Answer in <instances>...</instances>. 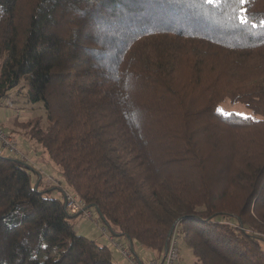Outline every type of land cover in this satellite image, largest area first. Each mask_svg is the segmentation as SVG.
<instances>
[{"label": "trees", "instance_id": "trees-1", "mask_svg": "<svg viewBox=\"0 0 264 264\" xmlns=\"http://www.w3.org/2000/svg\"><path fill=\"white\" fill-rule=\"evenodd\" d=\"M23 77L47 125L21 128L112 237L264 264V0H0V100ZM19 158L0 148V264H116Z\"/></svg>", "mask_w": 264, "mask_h": 264}, {"label": "rangeland", "instance_id": "rangeland-1", "mask_svg": "<svg viewBox=\"0 0 264 264\" xmlns=\"http://www.w3.org/2000/svg\"><path fill=\"white\" fill-rule=\"evenodd\" d=\"M29 82L26 77H23L18 88L9 92L8 97L0 100V128L3 129L7 135L13 138L14 153L20 157L19 159L25 163H30L34 169L42 173V183L40 184V190L47 188L45 196L48 198L61 200L65 199V194L69 193L73 196H77L73 188L66 182L61 174V168L53 163L46 150L38 144L36 141L30 140L26 131L21 128V124L32 118L40 117L43 119L45 126L47 125L46 111L43 102L33 103L29 101ZM221 109L224 112L231 114H239L242 116L255 117V115L242 104H231L226 102L222 105ZM257 118V117H256ZM10 138V137H9ZM0 148L4 150L1 146ZM5 148H8L3 144ZM14 147V146H13ZM6 154H11L7 149L4 150ZM15 156V155H12ZM22 158V159H21ZM31 167V166H30ZM27 168L32 175L33 183H37V172L34 169ZM52 183V184H50ZM61 185V189H51V185ZM93 212V218L90 219L84 214L76 218H72V223L75 226V230L78 234H82L91 239L96 240L101 245H106L110 248L113 259L116 264H132L128 259L122 257L116 247L112 245L110 241L111 231L109 227L99 218L96 209H89ZM96 221H99L97 224ZM106 227L108 232L103 234L102 228ZM114 238V237H112ZM117 242L124 243L128 246L129 241L124 238H114ZM136 247L135 255H139L144 258L146 251L137 243H134ZM130 248L132 246H129ZM150 254V253H148ZM136 255V256H137ZM152 255V254H151ZM180 262L181 264H194L196 258L192 253V250L180 242Z\"/></svg>", "mask_w": 264, "mask_h": 264}, {"label": "built area", "instance_id": "built-area-1", "mask_svg": "<svg viewBox=\"0 0 264 264\" xmlns=\"http://www.w3.org/2000/svg\"><path fill=\"white\" fill-rule=\"evenodd\" d=\"M10 137V138H9ZM0 144L4 150H9L11 155H15L13 143V138L10 135H7L6 132L0 128ZM5 144L8 148L3 146ZM14 146V147H13ZM18 157V156H17ZM22 159V158H21ZM66 209L72 214H84L86 217L92 219L93 212L86 209V205L79 199L78 196H73L69 193L65 195ZM98 224L99 221H96ZM103 234L108 232L106 227L102 228ZM112 245L116 247L120 255L128 259L132 264H181L180 262V242L176 230L171 232L167 249L163 259H158L155 255L146 253L144 258H141L139 255H135L134 250H131L129 246L124 243L117 242L114 238H109Z\"/></svg>", "mask_w": 264, "mask_h": 264}, {"label": "snow or ice", "instance_id": "snow-or-ice-1", "mask_svg": "<svg viewBox=\"0 0 264 264\" xmlns=\"http://www.w3.org/2000/svg\"><path fill=\"white\" fill-rule=\"evenodd\" d=\"M208 2H209V3H214L215 0H208ZM240 2H241V3H247L248 0H240ZM241 19H242V22H243V23H247V22H248L246 17H243V16H242Z\"/></svg>", "mask_w": 264, "mask_h": 264}, {"label": "crops", "instance_id": "crops-1", "mask_svg": "<svg viewBox=\"0 0 264 264\" xmlns=\"http://www.w3.org/2000/svg\"><path fill=\"white\" fill-rule=\"evenodd\" d=\"M156 256V255H155Z\"/></svg>", "mask_w": 264, "mask_h": 264}]
</instances>
